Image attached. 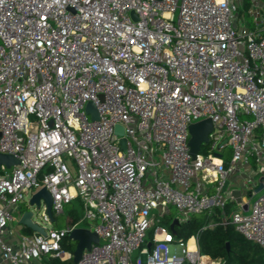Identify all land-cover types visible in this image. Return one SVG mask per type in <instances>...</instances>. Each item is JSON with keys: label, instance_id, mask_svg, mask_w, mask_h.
<instances>
[{"label": "built area", "instance_id": "2783aa9c", "mask_svg": "<svg viewBox=\"0 0 264 264\" xmlns=\"http://www.w3.org/2000/svg\"><path fill=\"white\" fill-rule=\"evenodd\" d=\"M250 1L254 29L244 0H0V153L19 161L0 169V264L73 263L77 228L100 239L77 264H223L162 224L171 206L179 225L220 210L264 250V8ZM42 189L52 217L30 204ZM77 199L79 222L53 228ZM26 205L46 235L9 242Z\"/></svg>", "mask_w": 264, "mask_h": 264}, {"label": "trees", "instance_id": "16d2710c", "mask_svg": "<svg viewBox=\"0 0 264 264\" xmlns=\"http://www.w3.org/2000/svg\"><path fill=\"white\" fill-rule=\"evenodd\" d=\"M250 7L251 1L244 0L240 15H244L247 26L254 29V24L250 20ZM72 204L77 205L78 209H71L68 217L71 224L76 225L83 216V205L79 199ZM72 204L69 206H72ZM233 207V204L231 207L228 206L226 211L229 213ZM167 216H165L162 224L170 228L175 218L172 216L166 218ZM221 219L220 210L211 214L205 213L193 216L188 222L175 227L176 239L189 240L194 235H198L197 241L201 254L210 256L213 259H221L223 264H264V250L258 245L245 240L243 236L236 232L233 226L223 227L220 225ZM212 223L216 225L210 227ZM24 233L31 235L33 231L25 228ZM149 240H152V234H150ZM63 247L65 250L74 253L77 244L68 236L63 242ZM44 262L45 264H62L56 259H45Z\"/></svg>", "mask_w": 264, "mask_h": 264}, {"label": "water", "instance_id": "95a60500", "mask_svg": "<svg viewBox=\"0 0 264 264\" xmlns=\"http://www.w3.org/2000/svg\"><path fill=\"white\" fill-rule=\"evenodd\" d=\"M87 112L92 113L94 115L95 120H99L100 117L98 110L92 103L88 104ZM212 130H213V124L211 120H205L190 126L191 140L189 142V146L193 158H196V156L199 154L203 144L209 143V135L211 134ZM116 131L120 135L124 134V129L120 126L116 128ZM122 144L125 147L126 141L123 140ZM17 165H19V161L14 156L0 153V169L2 168V166L6 167L7 169H11L12 167ZM263 182L264 179H262L258 191L263 189ZM228 184L229 182L227 181L226 186ZM42 202L47 207L48 215L52 217L53 200L51 195L46 189H42L41 191L36 193L30 200L31 206L32 207L36 206L37 208L41 207ZM20 225L32 230L35 233H39L44 236L46 235L45 230L33 222V211H28L23 214L20 220ZM177 225H179V221L176 219L170 227L171 231L174 234H176L175 227ZM69 237L77 244L76 250L74 252L73 263L70 264H77L81 260L82 255L86 250H90L92 248V245H98L100 242L97 233L84 228L74 229L70 233Z\"/></svg>", "mask_w": 264, "mask_h": 264}, {"label": "rangeland", "instance_id": "374dc122", "mask_svg": "<svg viewBox=\"0 0 264 264\" xmlns=\"http://www.w3.org/2000/svg\"><path fill=\"white\" fill-rule=\"evenodd\" d=\"M261 6L264 8V0H261ZM263 14H264V12H263ZM250 20L252 21V16H250ZM4 172L3 171H1L0 170V175H2ZM240 181L239 182H235L233 185V187H235V189H236V191H237V194H238V191L239 192H241L240 190L242 189L241 187V185H242V180L241 179H239ZM236 194V195H237ZM239 195V194H238ZM73 206V207H72ZM72 206H67L66 208H65V215H63V216H60V217H58V220H57V222L58 223H55V224H53V228H56V229H59V228H62V227H65L66 225H67V222H68V219H69V217H68V213L71 211V209H73V208H75V209H78V206L77 205H74V204H72ZM169 211H170V215H168L166 218H168L169 216H172V217H174V218H176L177 216H179V213H178V211H177V209L175 208V207H173V206H171L170 208H169ZM154 214L156 215V217L157 218H159L160 216H159V212L158 211H154ZM162 219V221L165 219V217H163V218H161ZM36 221H38V222H41L40 221V219H39V217L38 216H36ZM70 222V221H69ZM94 224L95 223H93L92 221H89V223H87L86 225L84 224V225H82L81 227H91V226H94ZM15 232H19V225H17V224H15ZM47 228H51L50 226H47ZM136 257H138V253H135L134 254V258H136ZM34 263H36V262H34Z\"/></svg>", "mask_w": 264, "mask_h": 264}, {"label": "crops", "instance_id": "0c3cea01", "mask_svg": "<svg viewBox=\"0 0 264 264\" xmlns=\"http://www.w3.org/2000/svg\"><path fill=\"white\" fill-rule=\"evenodd\" d=\"M239 182L240 180H239V177H237L236 175H233V176H231V178H230V182H231V184L233 185L235 182ZM234 186V185H233ZM30 210V208L29 207H27V205L24 207V212H28ZM57 220H58V218H55V221H54V224L55 223H58L57 222ZM71 222V220H70V218L68 219V222H67V225L65 226V227H67L68 226V224ZM15 224H17V225H19V232H15ZM65 227H62V228H59V229H63V228H65ZM25 228L26 227H24V226H22V225H20V219H19V216L18 217H16V219L14 220V222L11 224V226H10V229H9V234H11V236L10 237H8L7 238V240L9 241V242H14L15 240H16V238H18V236L20 235V234H25L24 233V230H25ZM28 229V228H27ZM32 231V230H31ZM193 247V246H192ZM45 259H42L41 261H36V263H33V264H45Z\"/></svg>", "mask_w": 264, "mask_h": 264}, {"label": "bare ground", "instance_id": "6f19581e", "mask_svg": "<svg viewBox=\"0 0 264 264\" xmlns=\"http://www.w3.org/2000/svg\"><path fill=\"white\" fill-rule=\"evenodd\" d=\"M192 246H193V241L191 242V248H193Z\"/></svg>", "mask_w": 264, "mask_h": 264}]
</instances>
